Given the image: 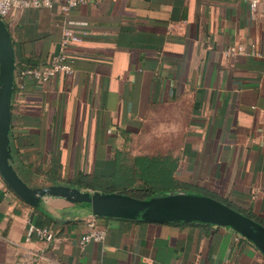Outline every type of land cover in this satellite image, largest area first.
Listing matches in <instances>:
<instances>
[{
	"label": "crops",
	"instance_id": "crops-1",
	"mask_svg": "<svg viewBox=\"0 0 264 264\" xmlns=\"http://www.w3.org/2000/svg\"><path fill=\"white\" fill-rule=\"evenodd\" d=\"M5 23L14 49L9 159L29 186L111 192L99 186L117 173L120 186H140L126 175L145 163L164 168L157 189L210 195L264 225V57L225 51L255 42L264 53V0L255 8L250 0H87L67 12L27 7ZM65 25L85 32L71 48L74 70L45 82L18 75L49 63ZM87 179L100 185L85 187ZM92 216L104 239L81 247ZM29 221L53 237L28 238ZM39 260L264 264V255L229 226L96 216L61 195L33 206L0 175V264Z\"/></svg>",
	"mask_w": 264,
	"mask_h": 264
},
{
	"label": "water",
	"instance_id": "water-1",
	"mask_svg": "<svg viewBox=\"0 0 264 264\" xmlns=\"http://www.w3.org/2000/svg\"><path fill=\"white\" fill-rule=\"evenodd\" d=\"M14 74V49L10 32L0 17V175L26 202L35 206L43 195H61L89 203L96 216L139 221H195L229 226L251 240L264 255V225L236 208L204 193L166 190L139 198L122 192L94 190L81 193L62 185L29 186L9 159L10 100Z\"/></svg>",
	"mask_w": 264,
	"mask_h": 264
},
{
	"label": "built area",
	"instance_id": "built-area-1",
	"mask_svg": "<svg viewBox=\"0 0 264 264\" xmlns=\"http://www.w3.org/2000/svg\"><path fill=\"white\" fill-rule=\"evenodd\" d=\"M87 0H0V17L5 21L12 16L14 12L23 10L27 7H53L57 6L60 11L67 12L71 7L82 4ZM257 0H250L251 8H255ZM84 31L76 30L75 28L65 25L62 27L58 48L52 55L50 61L46 65L41 66H24L18 69V75H29L41 82H45L52 78L55 74L62 72L69 74L74 70L71 48L73 44L82 40ZM228 55H245L264 57V53L260 51L255 42L234 43L226 47ZM35 233L39 238L51 239L52 231L45 226H38L32 222H28L26 235L29 238ZM105 229L99 225L96 218L92 216L88 221V231L81 237L79 244L82 247L89 240H103ZM31 264H67L58 260L35 261Z\"/></svg>",
	"mask_w": 264,
	"mask_h": 264
},
{
	"label": "trees",
	"instance_id": "trees-1",
	"mask_svg": "<svg viewBox=\"0 0 264 264\" xmlns=\"http://www.w3.org/2000/svg\"><path fill=\"white\" fill-rule=\"evenodd\" d=\"M140 169V173L133 175L131 172L127 173L126 178L129 182H131L134 178H136L137 176H139V178L142 180V184L139 186H135V187H129V186H120L121 185V181L120 179H122V176L119 175L118 173L116 175L113 176L112 178V183L109 184L106 187L103 186H99L100 185V181L95 180V179H87L84 180L83 182L80 181V183H84L85 187H90V188H98V186L104 190H116L118 192H122V193H126L129 194L131 196L134 197H139V198H143V197H147L150 196L152 194V192L154 190H156V186L158 183H163V181H166V173L164 171V168L162 166H157V168L151 166V164H142L139 166ZM153 169V170H152ZM152 172H156L157 175H152ZM159 175H163V176H159ZM124 178V177H123ZM154 180H158V183H155ZM155 184V185H153Z\"/></svg>",
	"mask_w": 264,
	"mask_h": 264
},
{
	"label": "rangeland",
	"instance_id": "rangeland-1",
	"mask_svg": "<svg viewBox=\"0 0 264 264\" xmlns=\"http://www.w3.org/2000/svg\"><path fill=\"white\" fill-rule=\"evenodd\" d=\"M156 175H157V174H156ZM159 176H163V175H159ZM163 177H164V176H163ZM156 181H158V180H154V182H156ZM163 191H165V189H163V188H161V189H156V191H153V192H152L151 196L157 194L158 192H163Z\"/></svg>",
	"mask_w": 264,
	"mask_h": 264
}]
</instances>
